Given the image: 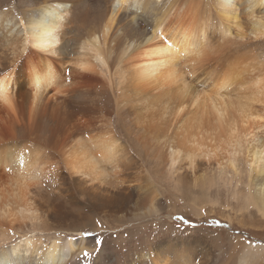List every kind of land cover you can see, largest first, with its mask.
<instances>
[{
    "label": "bare ground",
    "instance_id": "bare-ground-1",
    "mask_svg": "<svg viewBox=\"0 0 264 264\" xmlns=\"http://www.w3.org/2000/svg\"><path fill=\"white\" fill-rule=\"evenodd\" d=\"M208 32H232L240 47L243 40L263 41L264 0H0V223L12 227L38 219L42 231L58 234L20 238L0 250V264H74L75 256L94 254L84 238L75 237L84 231L81 223L99 215L117 223L118 210L126 208L130 218L154 210L147 199L142 209L128 208L139 192L138 179L133 185L126 173L121 183L111 181L126 172L119 168L131 158L110 128L114 106L127 110L137 125L141 113L137 119L128 107L158 104L152 135L169 149L170 166L183 159L192 176L195 166L218 152L228 154L233 167L236 155L246 151L257 187L247 202L264 217V140L258 143L264 63L229 53L217 67L207 65ZM199 68L201 85L188 87ZM98 69L124 85L120 96L109 95ZM108 167L113 176L106 180ZM46 174L56 182L49 201L30 189L32 180ZM78 196L87 206L76 216L70 209L80 206ZM202 245L162 243L155 254L141 253L125 264H208L209 244ZM115 258L106 264H116Z\"/></svg>",
    "mask_w": 264,
    "mask_h": 264
},
{
    "label": "rangeland",
    "instance_id": "rangeland-1",
    "mask_svg": "<svg viewBox=\"0 0 264 264\" xmlns=\"http://www.w3.org/2000/svg\"><path fill=\"white\" fill-rule=\"evenodd\" d=\"M9 1L3 0L5 4ZM210 14H213L212 10ZM229 33L232 32H208L210 50L206 53V56L211 57L212 61L209 60L207 65L212 64V67H217L225 58V55H233L235 53H243L252 57L259 64L261 62L262 64L264 63V40H243L242 47H240L241 41L238 40L237 42ZM243 46L244 49L242 50ZM202 73L203 71L199 68L195 75L187 79V86L198 88L204 78ZM98 77L108 83L110 86L109 95L111 93L112 95L110 96L112 98L117 93L122 92L124 85H120L117 77L115 79L112 77L114 80H110L109 74L101 71V69H98ZM112 82L118 83L115 85ZM231 89H229L230 92L226 93L228 98H231L234 93V89ZM171 92L176 94L178 91ZM131 95L133 93L130 91ZM116 96H120V94ZM136 105L137 107H133ZM130 106L132 109L128 107V110H134L132 111L134 113L137 111V119L141 113L139 117L140 123L137 125L134 123L133 117L128 116L130 114L127 113V110L122 108V110H118L115 106L109 110L111 112L110 116H108V120L111 121L110 128L114 129L118 144L122 148H126L131 156L130 163L128 164L127 162V166L124 164V167L120 166L119 168V170L124 169L126 172H120V178L116 177L117 179L111 181L113 183H121V177L126 173L125 177L131 180L133 185H135L134 180L136 182L139 180V192H136L134 199H131L130 203V198L128 199V208L135 205L142 209L141 207H144L143 199H147V203L150 202L154 210L151 214L142 218H130V215L125 216V212L128 211L126 208L125 210H118L119 214L117 217L119 222L117 223L111 224L102 215L95 216L90 222L81 223L78 228H82L84 231L81 236L75 237L84 238L85 246L90 250L94 249V254L89 257L84 256V254L75 256L74 261H71V263L83 264L85 262V264H92L94 262L93 264H106L109 258L116 257V264H125L127 260H133L141 256V253H148L149 251L151 254H155L156 247L162 243L171 244L188 241V243H192L193 246L195 245L198 248L205 247L202 245L204 243L209 244L211 261L208 264H222V262L223 264L228 262V264H237L240 260H248V264H264V217L260 216L255 208L249 206L250 204L247 202L248 198L254 194L253 190L255 191L257 187H255L253 182L255 177L247 162L248 159L245 158L246 151H241L239 155H236L233 167L227 161L228 154L225 156L223 155L225 152L221 154L218 152L216 158H211L200 166H195L193 171L195 173L192 172L194 175L192 176L188 164L183 159L174 164L175 166H170L169 149L162 144L163 140L158 143L152 135L151 129L154 130L155 126L151 124L156 125L159 118V116H154L152 111L158 109L159 105L144 107L143 104L133 103ZM141 106L144 108H141ZM149 109L151 111H146ZM191 109L193 110V108ZM144 124H147L148 128ZM66 131L72 132V128ZM92 132L89 135L95 134V131ZM259 134L258 143H262L264 140V129ZM86 135L83 134L82 137L85 138ZM132 161L134 162L132 163ZM200 162L204 161L201 160ZM134 165H137V167L135 166L136 168H134ZM54 170L53 168L51 171L53 172ZM106 173L108 175L111 174L106 177V180L111 179L113 174L110 171V167L107 168ZM127 178L126 180H128ZM35 181L37 182L35 183ZM31 182L34 185L30 189L34 190V193L38 191L42 196H46L45 199L47 201L51 200L50 192L53 194L52 189L55 188L56 182H48L47 174L42 176L41 179L39 177V179L36 178ZM126 184L128 183L126 182ZM40 188L44 192H41ZM48 193L49 195H47ZM77 200L80 202V206L77 204L76 207L70 209L76 216L79 214L78 208H82L83 205L87 206L86 200L82 197L78 196ZM142 203L143 205L140 206ZM65 206L70 211L69 206L67 204ZM63 211L65 212V210ZM70 219L72 221V218ZM39 224L38 219L37 221H18L12 227L1 224L0 230L2 229L1 231L5 233L4 236L6 237L1 238L0 235V250L5 246L16 243L20 238L31 235L35 237L43 236L44 240H46L45 237L48 240L49 237L58 236L57 232L48 231L44 229L45 227L42 228L44 229L42 231ZM46 228L49 227L46 226ZM18 229L21 230L19 231ZM46 231L49 236H47ZM70 236L67 235L65 239L70 238ZM96 240L101 243L97 245ZM259 247H261V250H257ZM245 250L248 251V254L244 253ZM108 251L109 253H107ZM197 251H200V249ZM257 257L258 259H256ZM234 258L235 261H233Z\"/></svg>",
    "mask_w": 264,
    "mask_h": 264
},
{
    "label": "snow or ice",
    "instance_id": "snow-or-ice-1",
    "mask_svg": "<svg viewBox=\"0 0 264 264\" xmlns=\"http://www.w3.org/2000/svg\"><path fill=\"white\" fill-rule=\"evenodd\" d=\"M100 243H101V242H100L99 240H96V244H97V245H99ZM88 255H89L88 252H85V253H84V256H88Z\"/></svg>",
    "mask_w": 264,
    "mask_h": 264
}]
</instances>
